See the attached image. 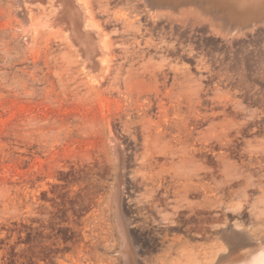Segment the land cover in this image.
<instances>
[{
  "label": "rangeland",
  "instance_id": "rangeland-1",
  "mask_svg": "<svg viewBox=\"0 0 264 264\" xmlns=\"http://www.w3.org/2000/svg\"><path fill=\"white\" fill-rule=\"evenodd\" d=\"M175 1L90 0L113 53L87 68L0 0V264H123L117 203L132 264L264 239V10Z\"/></svg>",
  "mask_w": 264,
  "mask_h": 264
},
{
  "label": "bare ground",
  "instance_id": "bare-ground-1",
  "mask_svg": "<svg viewBox=\"0 0 264 264\" xmlns=\"http://www.w3.org/2000/svg\"><path fill=\"white\" fill-rule=\"evenodd\" d=\"M173 1H175V0H173ZM207 1L210 2L211 4L217 6V7L223 8V9L237 10L240 14L251 15V14H255L257 12L264 10V0H207ZM10 2H11V6H12V8L10 9V13L14 14V17H16V19L19 21L20 24L25 23V20L23 21L24 17L22 15V13L20 12V8H23V10L25 12H27L31 6H36L38 8H42V9L50 8V10H49L50 12L48 14L44 15L43 17H40L39 19H36L35 22H32V25H30L32 27L31 31H33V33L35 32L34 34H36V32L38 31L37 29L43 28L46 30L45 32H49L50 35H52V36H59V38L61 36L65 41H67L69 43L70 42L74 43L77 47L78 56H80V58L82 60V64L85 67H87V68H93L94 67V61H95L94 59L96 57H98V56H96V54L100 53L99 51L102 49H103V52H105L109 56L112 55L113 49L110 47L111 43L109 41L107 42L105 40H102V42H101L102 47L97 45L98 43L96 42V40H97L96 37L100 38L103 36L102 30H100L96 26H95V30L92 29L91 31H89L88 29H85V28L91 29V27H89V26L87 27V26H85V24L89 23L90 21H91L90 22V24H91L92 21L94 20V17H95V12H94V9L90 3V0H10ZM175 2H173V3H175ZM177 2H179V0ZM177 2L175 3V6H176ZM162 3H163V1H162ZM180 3H181V1H180ZM180 3H178V4H180ZM196 3L198 4L199 2H195L193 4H196ZM147 5H150V4H147ZM173 7H174V5H173ZM213 7L211 6L210 8H213ZM152 8L154 10V7H152ZM161 8H163V6ZM202 8H204V7H202ZM155 10H156V7H155ZM157 10H158V7H157ZM216 10H217V8H216ZM175 11H177V10H175ZM207 12H208V10H207ZM214 12H215V8H214ZM173 13H175V12H173ZM160 14H162V13H160ZM170 14L172 15L171 12H170ZM203 15H204V13H203ZM206 15H207V13H206ZM262 16H263V14H262ZM161 17H163V16H161ZM259 17H256V18H259ZM211 18H212V16H211ZM263 18H264V16H263ZM251 19H253V18H251ZM227 20L228 19H226V21ZM232 20H234V19H232ZM228 21L230 22L231 20H228ZM254 21L256 22L257 20H254ZM258 21H259V19H258ZM231 22L235 23L237 21H231ZM246 22H247V20H246ZM211 24H212V22H211ZM235 24H237V23H235ZM241 24H243V23H241ZM12 26H14V25L12 24ZM92 26H93V24H92ZM235 27H236V25H235ZM42 31L44 32V30H42ZM111 60H102V64L104 65L103 66L104 70L108 71L107 69L109 68V64H110ZM96 61L98 62V60H96ZM98 64H100V63L98 62ZM97 66H95V67H97ZM99 69H101V68L99 67ZM112 69H114V71H113L114 75H117L119 69L116 68V66H114V65H113ZM102 74H103V72H102ZM93 80H94V78H93ZM94 81H96V80H94ZM99 82H98V84H99ZM112 143H114V142H112ZM114 147H115V143H114ZM252 148H254V147H252ZM117 150H118V148H117ZM117 165H118V163H117ZM116 169H118V166H116ZM116 174L117 175L119 174L118 171ZM119 176H121V175H119ZM115 178H117V177H115ZM119 179H120V177L118 178V180ZM118 182H120V180ZM118 190H119V188H118ZM116 199H117V197H116ZM116 203H117V201H116ZM119 209H120V207H119ZM115 212L117 213L116 217H115L116 222H117V229H118V233H119L120 238H121V246H120L118 253L121 255L123 264H132V262H131V250H130V246L128 243L130 241H128V239H127L126 231H125V228H124L123 223L121 221L122 215H121V217L119 215L118 203H117V207H116ZM124 225H125V223H124ZM235 229H237V228H235ZM238 230H239L238 232L241 234L232 235V231H231V235L229 234L231 237H227V235L223 232L227 238L225 239L226 241H225V245H224L225 246L224 250H222L220 252L221 254L219 253L217 255V261H216L217 263L216 264H264V239H258V238L256 239L255 237H254L255 238L254 239L250 234L246 233L245 231H243V230L240 231V229H238ZM222 231H224V230H222ZM219 234H222V233L219 232ZM241 235H243V236H241ZM221 237H223V235ZM133 247H134V245H133ZM134 258L136 260L135 256H134Z\"/></svg>",
  "mask_w": 264,
  "mask_h": 264
}]
</instances>
